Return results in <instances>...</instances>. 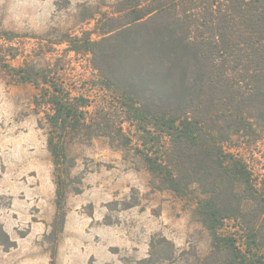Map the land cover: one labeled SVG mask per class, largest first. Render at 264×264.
I'll return each mask as SVG.
<instances>
[{"label": "trees", "instance_id": "16d2710c", "mask_svg": "<svg viewBox=\"0 0 264 264\" xmlns=\"http://www.w3.org/2000/svg\"><path fill=\"white\" fill-rule=\"evenodd\" d=\"M112 7L97 12L96 39L64 40L90 56L96 105L75 95L55 66L14 67L8 58L17 53L0 46L1 70L34 85L36 107L49 110L57 184L50 237L66 222L69 144L114 143L116 136L127 147L134 129L152 185L195 202V217L211 235L201 264H264V184L242 153L264 137V0H120ZM11 34L0 36L11 41ZM0 244L16 247L1 224ZM176 258L175 244L156 236L139 264Z\"/></svg>", "mask_w": 264, "mask_h": 264}, {"label": "rangeland", "instance_id": "374dc122", "mask_svg": "<svg viewBox=\"0 0 264 264\" xmlns=\"http://www.w3.org/2000/svg\"><path fill=\"white\" fill-rule=\"evenodd\" d=\"M119 1L0 0V34L13 33L11 41L0 36V46L13 47L18 56L8 62L14 67L27 61L55 66L75 95L96 105L100 94L92 87L96 73L90 56L72 51L64 40L86 33L96 39L97 12L111 13ZM38 93L34 85L17 83L0 68V224L16 242L9 251L0 244V264H139L156 236L176 246V260L163 264L204 263L211 235L195 217L194 200L152 185L136 151L134 129L127 147L116 136L114 143L102 137L69 144L74 162L66 222L56 240L50 237L57 184L47 145L49 110L36 107ZM242 153L264 184V137L244 146Z\"/></svg>", "mask_w": 264, "mask_h": 264}]
</instances>
